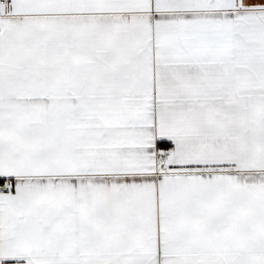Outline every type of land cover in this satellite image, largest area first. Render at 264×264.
I'll use <instances>...</instances> for the list:
<instances>
[{
  "label": "snow or ice",
  "instance_id": "obj_1",
  "mask_svg": "<svg viewBox=\"0 0 264 264\" xmlns=\"http://www.w3.org/2000/svg\"><path fill=\"white\" fill-rule=\"evenodd\" d=\"M0 264H264V0H0Z\"/></svg>",
  "mask_w": 264,
  "mask_h": 264
}]
</instances>
